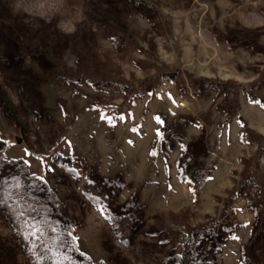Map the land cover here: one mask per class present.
Here are the masks:
<instances>
[{
    "label": "rangeland",
    "instance_id": "1",
    "mask_svg": "<svg viewBox=\"0 0 264 264\" xmlns=\"http://www.w3.org/2000/svg\"><path fill=\"white\" fill-rule=\"evenodd\" d=\"M261 75L264 0H0V264H264Z\"/></svg>",
    "mask_w": 264,
    "mask_h": 264
},
{
    "label": "trees",
    "instance_id": "2",
    "mask_svg": "<svg viewBox=\"0 0 264 264\" xmlns=\"http://www.w3.org/2000/svg\"><path fill=\"white\" fill-rule=\"evenodd\" d=\"M164 74L166 77L171 78L174 76L175 72L174 71H166ZM263 86H264V75H261L254 83H252V85L239 86L238 90L243 91L245 93H256L257 91H259L260 88H263ZM236 87H234L233 84H229L227 89L222 88V90L227 92V93L228 92L234 93ZM247 172H248L247 177L242 181V183H240L239 188H241V189L246 188L247 189V187L249 186L248 192L243 193V196L246 200L245 204L249 205L252 203V196H251L252 195V188H255L258 185L253 180L254 176H252V174H251L252 172L250 170ZM189 180H190L191 188L195 192L199 188L201 182L204 180V175L197 168H193V169H191ZM228 202H229V199H225L223 205L224 204L226 205ZM187 257H188L187 253L184 250L179 255L180 262L185 264L187 261Z\"/></svg>",
    "mask_w": 264,
    "mask_h": 264
},
{
    "label": "snow or ice",
    "instance_id": "3",
    "mask_svg": "<svg viewBox=\"0 0 264 264\" xmlns=\"http://www.w3.org/2000/svg\"><path fill=\"white\" fill-rule=\"evenodd\" d=\"M103 118V117H102ZM42 179V178H41ZM34 227H35V225H34ZM37 231H38V229L36 230V231H33L32 232V235L33 236H36L37 235ZM68 235L71 237L72 236V233L71 232H68ZM72 239H75V237H72ZM65 259H67V257L65 258Z\"/></svg>",
    "mask_w": 264,
    "mask_h": 264
},
{
    "label": "built area",
    "instance_id": "4",
    "mask_svg": "<svg viewBox=\"0 0 264 264\" xmlns=\"http://www.w3.org/2000/svg\"><path fill=\"white\" fill-rule=\"evenodd\" d=\"M178 102H179V104H183V101H180V100H179Z\"/></svg>",
    "mask_w": 264,
    "mask_h": 264
},
{
    "label": "water",
    "instance_id": "5",
    "mask_svg": "<svg viewBox=\"0 0 264 264\" xmlns=\"http://www.w3.org/2000/svg\"><path fill=\"white\" fill-rule=\"evenodd\" d=\"M17 142H19L20 141V139L19 138H17V140H16Z\"/></svg>",
    "mask_w": 264,
    "mask_h": 264
}]
</instances>
